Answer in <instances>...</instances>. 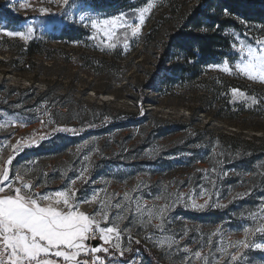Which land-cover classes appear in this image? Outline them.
<instances>
[{
  "label": "rangeland",
  "instance_id": "rangeland-1",
  "mask_svg": "<svg viewBox=\"0 0 264 264\" xmlns=\"http://www.w3.org/2000/svg\"><path fill=\"white\" fill-rule=\"evenodd\" d=\"M243 1L259 3L264 0ZM147 2L76 0L77 7L72 10L73 23L59 15L65 9L57 0H15V15L24 16L26 20L15 27L8 26L9 30H25L26 25L31 24L36 31L29 40L0 32V123L6 125L0 129V160L12 155L9 145H16L21 138L27 140L47 135L39 146L26 148L13 161L14 168L20 167L24 182H31L37 192L54 193L75 179L76 184L72 187L74 191L78 190L76 194L80 198L93 192L98 193L100 199L105 193L122 195L138 183L149 203L150 193H181L182 199L171 214L174 217L171 232L153 234V230L128 225V221L119 222L118 226L131 228V249L138 240L139 244L155 251V260L160 264H186L184 257L189 253L176 251L175 245L169 249L168 236L175 234L180 245H187L192 251L203 242L201 237L206 238L217 226H222L226 234L225 244L229 240L244 239L242 228L254 224L249 213L259 212L264 203V82L238 73L235 64L243 61L246 52L232 49L230 53L222 52L210 64L220 65L227 58L230 72L209 65L201 80L190 84L170 82L161 88L160 80L155 76L160 55L170 36L181 29L184 19L200 0H152L155 7L147 15L137 37L132 38L129 34L127 48L124 47L123 29L118 28L109 40L102 31L93 29L89 21L86 20L84 25L79 21V16L89 11L91 18L100 22L121 13L132 17V22H138V13L134 15V10ZM5 3L6 0H0V5ZM89 3L94 6L92 9L87 8ZM21 4L25 7L21 8ZM42 8L49 12H41ZM227 17L225 15L224 19ZM241 19L233 17L237 31L222 32L232 44L237 43L239 47L236 36L245 44L253 42L254 37L264 39V32L258 27H246ZM54 22H60L61 26L53 27ZM65 27L84 29L86 38L75 44L59 34L54 35ZM110 44L116 47H109ZM31 49L38 54L30 58ZM211 79L214 80L212 83ZM146 85L150 87L144 88L143 94L151 103L145 109L151 116L187 124L191 127L190 132L211 131L221 145L239 146L248 157L258 158L252 166L253 172H245L244 165L238 161L240 154L218 150L211 151L209 164H183L170 169L159 167L158 157L166 155L173 141L184 140L186 135L161 140L160 146L150 149V153L141 148L144 144L142 132L133 123L125 121L130 119L131 113L139 112L134 98L139 97L138 88ZM206 88L212 89L213 94L205 92ZM233 88L243 91L247 99L237 98ZM64 106L72 109L73 114L67 115ZM94 113L102 115L103 121L90 125L88 119ZM109 115L112 118H107ZM41 121L45 123L42 125ZM66 124L69 128H77L78 133L62 132L63 136L53 131ZM229 137H235V141L232 143ZM86 140L88 144L81 147ZM85 155L89 156L88 160L84 159ZM183 155L180 153V157ZM222 169L228 172L227 176L220 175ZM82 172L83 180L78 178ZM203 190L211 197L208 208L199 211L185 207V202L190 204L192 200L202 204L206 198L200 195ZM249 191L250 195L238 198L239 193ZM217 201L223 207H213ZM80 210L91 211L92 206L81 205ZM216 217H220L219 222ZM185 230L187 235L180 239ZM127 236L128 233L123 234L121 250L128 245ZM149 236L151 238H146ZM213 239L215 243L218 237ZM110 251L117 256L109 253L110 260L105 264H123L124 261L117 258L122 257L119 251ZM249 254L254 264H260L258 250H249ZM215 255L219 257L221 253ZM134 258L136 264H152L140 251ZM227 259L225 254L219 264H227ZM193 264L201 262L195 260Z\"/></svg>",
  "mask_w": 264,
  "mask_h": 264
},
{
  "label": "snow or ice",
  "instance_id": "snow-or-ice-1",
  "mask_svg": "<svg viewBox=\"0 0 264 264\" xmlns=\"http://www.w3.org/2000/svg\"><path fill=\"white\" fill-rule=\"evenodd\" d=\"M14 2L15 0H6L5 4L0 5V32L29 40L36 31L31 24H27L25 30H9V25L20 22L19 17L15 15L17 8ZM57 2L65 9L59 15L75 23L72 10L77 7L76 0H57ZM20 7L25 5L21 4ZM93 7L90 3L87 5L88 9ZM154 7L152 0H148L145 6L135 9L134 15L138 13V22H132V17H126L124 13L100 22L92 19L89 11L83 12L79 16V21L81 25H84L86 20L89 21L93 29L102 31L109 40L116 35L118 28L123 29L124 47L127 48L129 34L132 38L137 37L147 15ZM40 11L49 12L47 8H42ZM224 14L231 15L228 9L224 10ZM240 22L246 27H258L264 32V24L248 25L243 19ZM60 26V22L53 24V27ZM215 27L219 26L215 25ZM196 31L203 34L208 31V27L201 22ZM236 39L239 47L237 43H233L231 47L241 53L246 52L243 61L235 64L238 73L249 79L264 82V39L254 37L253 42L248 44L240 40L239 36H236ZM175 40L179 47L187 46V36L184 33H178ZM109 47L114 48L116 45L110 44ZM227 65L228 60L225 58L222 64L210 65V67L222 68L224 72H230L231 69ZM232 92L237 98L247 99L240 89L233 88ZM252 99L256 102L255 97ZM4 115L6 116L7 113ZM44 123L41 121L42 125ZM5 126V123H0V129ZM53 131L75 135L79 130L74 127H60ZM47 138V135H40L35 139L30 137L27 140L21 138L16 145H9L12 148V155L6 160H0V264H105V260L96 254H107L112 249L119 251V255L123 256L125 251H132L131 228L128 225L136 224L141 229H151L153 234L171 232L170 225L174 221L171 214L182 199L181 193L165 192L155 195L150 193L151 203H149L148 198L141 192V183H138L135 187L124 191L122 195L105 193V197L100 199L98 193L93 192L90 196L80 198L76 194L78 190L74 191L72 187L76 184L75 179L70 180L69 185L64 189L54 193L45 194L35 191V186L31 182H24L20 167H13V161L26 148L39 146V142ZM87 144L86 140L81 147ZM212 151L215 152V147ZM84 159L88 160L89 156L85 155ZM212 171L215 172V168ZM220 175L227 176L228 172L222 169ZM78 178L83 180V172ZM210 183L215 187L213 181ZM200 195L206 197L202 204L192 200L190 204L185 202V207L199 211L208 208L211 197L208 196L207 190H203ZM247 195H250V191L239 193L238 198L242 199ZM85 204L92 206V210L81 211V205ZM213 207L221 208L223 205L217 201ZM249 216L254 224L242 228L244 239L235 242L229 240L225 244L226 234L222 226H217L206 235V238L201 237L203 242L195 251L187 245L181 246L175 239V234L167 237L168 247L171 249L175 245L176 251L189 253L184 257L186 264H193L195 260H199L201 264H219L225 254L228 257L227 264H254L249 254V250L253 249L261 253L260 264H264V242H261L264 241V203L260 205L259 212L249 213ZM123 221H128V225L121 228L118 224ZM124 233H128V245L121 250ZM185 235L187 230L180 235V239ZM214 237H218L215 243ZM135 242L139 244L138 240ZM229 248H234L235 251L229 252ZM216 252H220L221 255L217 257ZM123 264H136V258L124 261Z\"/></svg>",
  "mask_w": 264,
  "mask_h": 264
},
{
  "label": "trees",
  "instance_id": "trees-1",
  "mask_svg": "<svg viewBox=\"0 0 264 264\" xmlns=\"http://www.w3.org/2000/svg\"><path fill=\"white\" fill-rule=\"evenodd\" d=\"M225 9H228L231 15L224 19ZM234 16L242 18L247 22L258 21L264 23V1L250 3L243 0H200L199 5L184 19V24L181 29L170 36L165 44L164 52L160 55L155 76H158L161 88H163V86H168L170 82L190 84L201 80L206 68L212 64V62L216 61L221 56L222 52H232V43L228 36L224 35L222 32L228 30L237 31V23L233 20ZM18 17L20 22L11 24L9 27H15L26 20L24 16ZM201 22L208 27V31L203 34L196 31ZM215 25L219 27L217 28ZM178 33H184L187 36L186 47L181 48L177 45L175 37ZM57 34L68 40V42L77 44L86 38L85 34H87V32L79 27H65L60 29L58 33H54L55 36H57ZM36 54H38V51L33 49L28 53L30 58ZM177 57H179V59H177ZM161 72H163V74ZM213 81L214 80L211 79V83ZM149 87L150 85H146L145 87L138 88L139 97L134 98V100L136 101L139 112L131 113L128 115L130 119L125 121L127 124L133 123L137 130L142 132L144 144H142L141 148L145 151H149L150 149L154 150L160 146L159 142L161 140L173 138L178 135H186L185 141L180 139L173 141V146L167 149L166 155L158 157L159 163L157 164H159V167L170 169L183 164L187 166L197 165L199 163L209 164V157L213 154L211 151L213 147H215V150L219 152H233L234 155L240 154L238 155V158H240L238 161L244 165L245 172L248 174L253 172L252 166H254L258 158L248 157L247 154L241 152L239 146L235 144H231L230 147H227L226 144L221 145L215 140L214 134L211 131L198 129L190 132L191 127L187 124H177L176 122L164 120L161 117L151 116L150 111L145 109L146 105L151 102L147 101L143 94L144 88L147 89ZM211 90L210 88H206L205 92L213 94ZM63 108L68 110L66 112L67 115L73 114L72 109L66 106ZM109 117L111 116L109 115L107 118ZM76 118H79L78 115ZM88 120L91 122L90 125H95L103 121L102 115H97L95 113L93 116L89 117ZM65 127H69V124H66ZM70 128H72V126ZM58 132L64 136L61 131ZM228 139H230L232 143L235 141V137H229ZM180 153L185 154L182 156L184 159L180 157ZM226 160L228 159L226 158ZM216 219L217 222H219L220 217H216ZM137 251L144 254L152 264H160L158 260H155V258L157 259L155 251L144 246V244H135L130 253H125L120 258L123 261H127L134 258ZM109 253L112 256H117V253L114 251H110ZM109 253H100L98 255L105 261H109Z\"/></svg>",
  "mask_w": 264,
  "mask_h": 264
},
{
  "label": "crops",
  "instance_id": "crops-1",
  "mask_svg": "<svg viewBox=\"0 0 264 264\" xmlns=\"http://www.w3.org/2000/svg\"><path fill=\"white\" fill-rule=\"evenodd\" d=\"M117 258H120V257H117Z\"/></svg>",
  "mask_w": 264,
  "mask_h": 264
}]
</instances>
